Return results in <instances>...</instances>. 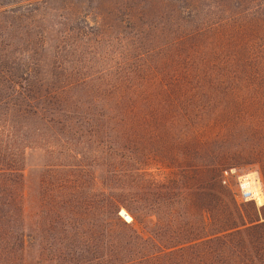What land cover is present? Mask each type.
<instances>
[{
	"label": "rangeland",
	"instance_id": "1",
	"mask_svg": "<svg viewBox=\"0 0 264 264\" xmlns=\"http://www.w3.org/2000/svg\"><path fill=\"white\" fill-rule=\"evenodd\" d=\"M30 1L0 15V264H264V0Z\"/></svg>",
	"mask_w": 264,
	"mask_h": 264
},
{
	"label": "trees",
	"instance_id": "2",
	"mask_svg": "<svg viewBox=\"0 0 264 264\" xmlns=\"http://www.w3.org/2000/svg\"><path fill=\"white\" fill-rule=\"evenodd\" d=\"M255 1H261L262 0H255ZM31 1L30 0H0V15H9V16H14L15 13H17L18 11H20V7L22 5H29ZM257 4V3H256ZM255 6L249 7V9L244 10V11H230L229 13H227L226 17H219L217 19V21H221L225 18L227 19H233V21L237 20V17H235V15H244V19L246 21H251L253 19L252 16L249 15L255 12L254 9ZM239 12V13H237Z\"/></svg>",
	"mask_w": 264,
	"mask_h": 264
},
{
	"label": "built area",
	"instance_id": "3",
	"mask_svg": "<svg viewBox=\"0 0 264 264\" xmlns=\"http://www.w3.org/2000/svg\"><path fill=\"white\" fill-rule=\"evenodd\" d=\"M237 195L242 199L256 198L257 192L253 180L250 179L246 174L238 176L237 179Z\"/></svg>",
	"mask_w": 264,
	"mask_h": 264
},
{
	"label": "bare ground",
	"instance_id": "4",
	"mask_svg": "<svg viewBox=\"0 0 264 264\" xmlns=\"http://www.w3.org/2000/svg\"><path fill=\"white\" fill-rule=\"evenodd\" d=\"M260 190V189H259ZM256 192L258 193V190H256ZM260 199V198H259Z\"/></svg>",
	"mask_w": 264,
	"mask_h": 264
}]
</instances>
